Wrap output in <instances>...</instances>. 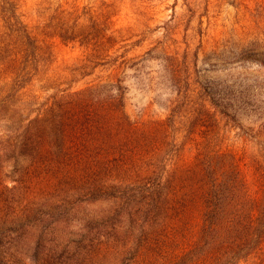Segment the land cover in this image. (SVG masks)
<instances>
[{"label": "trees", "instance_id": "obj_1", "mask_svg": "<svg viewBox=\"0 0 264 264\" xmlns=\"http://www.w3.org/2000/svg\"><path fill=\"white\" fill-rule=\"evenodd\" d=\"M57 28L90 50L66 68L68 82L49 75L51 46L18 3L0 0V203L9 191L21 216L106 203L87 220L96 227L89 252L106 245L131 255L127 264L264 262V154L225 145L219 106L182 87L166 118L133 119L120 77L132 58H111L117 38ZM99 66L111 72L76 86Z\"/></svg>", "mask_w": 264, "mask_h": 264}, {"label": "rangeland", "instance_id": "obj_2", "mask_svg": "<svg viewBox=\"0 0 264 264\" xmlns=\"http://www.w3.org/2000/svg\"><path fill=\"white\" fill-rule=\"evenodd\" d=\"M15 1L33 34L51 46L54 63L49 75L71 81L66 68L90 53L79 40L60 38L57 27L94 26L117 38L111 58L123 52L132 58L120 77L133 119L166 118L182 87L190 99H205L211 110L216 109L213 103L219 106L225 145L264 154V0ZM110 72L99 66L76 86ZM12 184L7 180L8 186ZM16 207L14 196L4 191L0 264L128 263L131 255L108 251L106 245L99 254L89 252L96 227L87 220L105 213L106 203L55 210L39 207L23 216L17 215ZM83 226L87 228L82 230ZM262 258L248 255L239 264H264Z\"/></svg>", "mask_w": 264, "mask_h": 264}]
</instances>
